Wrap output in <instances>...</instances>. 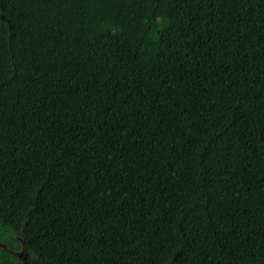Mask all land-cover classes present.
I'll return each instance as SVG.
<instances>
[{
    "label": "trees",
    "instance_id": "obj_1",
    "mask_svg": "<svg viewBox=\"0 0 264 264\" xmlns=\"http://www.w3.org/2000/svg\"><path fill=\"white\" fill-rule=\"evenodd\" d=\"M264 264V0H0V264Z\"/></svg>",
    "mask_w": 264,
    "mask_h": 264
},
{
    "label": "rangeland",
    "instance_id": "obj_2",
    "mask_svg": "<svg viewBox=\"0 0 264 264\" xmlns=\"http://www.w3.org/2000/svg\"><path fill=\"white\" fill-rule=\"evenodd\" d=\"M21 237L17 236V239L20 243V251H18L16 253L18 261L20 264H30V254L28 252V250H26V248L24 247V241L22 239H20ZM0 248H4L6 249V245L5 244H1L0 243Z\"/></svg>",
    "mask_w": 264,
    "mask_h": 264
}]
</instances>
